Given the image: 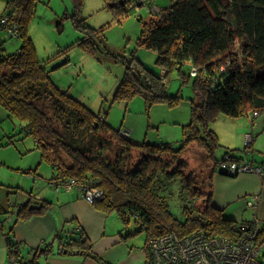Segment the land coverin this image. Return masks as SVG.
I'll list each match as a JSON object with an SVG mask.
<instances>
[{"label": "trees", "instance_id": "1", "mask_svg": "<svg viewBox=\"0 0 264 264\" xmlns=\"http://www.w3.org/2000/svg\"><path fill=\"white\" fill-rule=\"evenodd\" d=\"M83 1L71 0L75 8H80ZM113 1L108 0V5L122 4V0ZM171 1L169 7L142 25L137 39L138 46L157 54L159 72L148 69L133 55H122L125 70L112 100L139 95L148 107L161 102L174 105L180 96L167 91L168 75L175 72L182 83L191 79L196 102H190L191 116L182 125L178 146L156 140L137 143L129 132L109 126L105 115L94 113L52 83L49 71L35 56L27 32L35 0H6L5 11L0 15L14 11L11 19L18 28L16 38L20 39L14 52H5L0 45V105L9 117L24 121L23 135L32 138L40 158L51 168L49 180H55L63 189L71 183L69 190H80L83 198L79 186L97 189L101 194L91 202L97 210L104 214L114 211L123 224L132 221L136 232L145 231L142 264L154 256L148 248L151 239L170 238L171 241H159L160 246L175 245L197 229L207 237L223 235L235 239L239 235L241 221L225 216L222 208L208 202L218 161L225 154L233 161L239 160L232 150L224 151L220 158L215 156L220 144L210 124L219 114L264 119V0ZM72 21L83 33L77 45L96 57L102 39L80 20L72 17ZM183 65L187 68L183 69ZM55 113L62 122L52 120ZM192 144L204 150L211 162L207 176L209 195L206 205L199 206L202 211L180 204L182 217L178 218L169 208V183L178 181L180 190L192 200L202 198L192 181V172H184L187 161L183 156ZM32 196L20 203H10L9 199L0 203V222L8 216L27 220L43 214L48 202H37ZM4 227L0 225V229ZM74 233L76 237H68L62 249L68 254L93 256L83 232L82 237L79 232ZM9 234H5L6 240L11 239ZM5 244L8 264H12L11 257L17 260L16 264H39L22 256L20 248L14 246L17 241ZM156 255L164 256L157 250Z\"/></svg>", "mask_w": 264, "mask_h": 264}, {"label": "rangeland", "instance_id": "2", "mask_svg": "<svg viewBox=\"0 0 264 264\" xmlns=\"http://www.w3.org/2000/svg\"><path fill=\"white\" fill-rule=\"evenodd\" d=\"M5 1L0 2V13L5 11ZM171 3V0H148L145 5L135 9L131 2H126L123 6L119 3L109 6L108 0H84L80 8H75L71 0H35L27 32L37 60L49 71V78L56 87L79 99L94 113L105 115L106 123L114 129L128 130L137 143L144 140L154 143L156 140L178 146L182 139V125L187 124L191 116L190 102H196V96L190 87L191 79L182 83L175 72L168 75L167 91L171 95L180 96L178 103L174 105L161 102L148 107L139 95L128 100H112L125 70V64L120 59L122 55L126 58L133 55L148 69L159 72L155 62L157 54L138 46L137 39L142 25ZM72 17L80 20L87 30L98 33L102 39L103 43L99 46L96 57L77 45L83 33L75 28ZM19 44V38L0 32V45L5 52H14ZM186 68L187 65H183V69ZM43 102L46 104V100ZM6 113L0 105V198L8 196L11 203L15 198H26L18 192L20 189L17 186L28 193L30 190L41 192L43 186H46V180L51 177V168L40 158V151L35 148L32 138L23 135L24 121L9 117ZM52 120L62 122L57 113L52 116ZM242 121L244 123L246 118H229L219 114L211 122L210 128L215 131L220 144L215 149V156L220 158L224 151L232 150L238 159L252 160L253 163L264 162V145H260V137L264 133L257 135L254 132L248 139L242 135L246 130L239 132V123ZM6 143L8 144L4 145ZM205 154L204 150L192 144L183 156L187 161L184 172H192V181L202 198L192 200L180 190L181 184L178 181L169 183L172 192L169 208L178 218L182 217L180 204L192 205L194 209L202 211L199 206L205 203L209 195L207 176L211 162ZM36 167L38 175L34 174L37 177L34 183L32 177L26 178L27 174L23 172L35 170ZM165 184L168 187V181ZM224 184V180L217 181L212 177L211 191L214 197ZM77 191L72 188L73 193ZM15 192L19 194L15 196ZM234 208L236 211H233ZM222 212L225 216L228 213L234 214L237 219L249 218L252 213L245 208L243 198L238 199L235 205L230 204ZM104 215V234L108 239L120 241L114 248V252L116 249L120 252L118 257L112 256L109 261L103 258L104 262L101 259H97V262L122 264L128 258L129 250V264H142L145 231L136 232L137 227L132 221L123 224L114 211ZM70 234L76 237V234ZM262 240L264 243V238ZM124 249L125 255H122ZM26 250L27 248L23 249L24 255L27 254ZM46 256V252L36 253V256L33 252L28 254L30 260L37 258L39 264H44ZM82 259L87 260V257L83 256ZM262 262L264 263L263 256Z\"/></svg>", "mask_w": 264, "mask_h": 264}, {"label": "crops", "instance_id": "3", "mask_svg": "<svg viewBox=\"0 0 264 264\" xmlns=\"http://www.w3.org/2000/svg\"><path fill=\"white\" fill-rule=\"evenodd\" d=\"M2 2V0H0ZM5 5V2H4ZM5 7V6H4ZM2 12L0 13V15ZM5 34V32H3ZM6 35V34H5ZM6 111V110H5ZM7 114V113H6ZM259 119H252L249 116H242L237 118H246V121L243 123L240 122V130H246L242 135H245L248 139L251 137L254 132L259 135L264 133L263 122L264 119L262 116H259ZM249 125V126H248ZM250 131V132H248ZM255 134V135H256ZM260 145H264V136H261ZM245 162L252 166L260 167L261 174L251 173V172H240L234 177L220 175L217 171L214 172L213 176L215 180L222 181L224 180L225 184L223 187H220L217 191L215 197L209 195V201L214 207H219L227 209L230 204H236L238 199L243 198L244 204L246 197L253 195L258 196L256 201L255 210L246 207L247 210H250L251 216L249 218H235L234 214H230L231 217L241 220H248L255 216L259 223V231L261 239L264 238V162L262 163H253L252 160L239 159V162ZM38 169L26 170L23 173L27 174L26 178L32 177L34 183L37 180V177L34 174L38 175ZM20 190L18 192L24 194L26 198H15V203L24 202L28 199L29 195L35 194L33 198L35 201L45 200L48 202V208L43 214L33 215L27 220H18L14 216H8V221L5 223V227L0 229V264H8L7 262V245L5 244V234L10 233L15 241L20 244V251L25 259L28 258V254L33 252L36 256V253L46 252V260L44 264H102L101 262L94 261L93 257L101 259L103 258L109 261L112 256H119V249L114 248L120 242L117 240L108 239L104 234V213L97 210L93 204L87 202L81 195L80 190L76 193L67 191L55 182V180H46V186H43L42 191H32L29 193L24 191L21 186H17ZM60 191V192H59ZM15 192V196L19 193ZM9 199L8 196L5 198ZM5 199L0 198V203H5ZM233 211H236L235 208ZM8 215V214H7ZM4 218V217H3ZM5 219V218H4ZM77 227H81L83 234L86 236V239L91 244V252L93 256H86L82 253H73L68 254L66 249H62L65 245V240L68 237H71V234ZM77 232V231H76ZM121 235V234H119ZM52 236V239H50ZM50 239V241H48ZM54 239V240H53ZM87 242V241H86ZM24 244V247H22ZM28 246V247H27ZM24 255L23 249H26ZM42 248V249H41ZM264 246L261 249V256L264 258ZM121 250V249H120ZM25 251V250H24ZM122 255H125V249L123 250ZM263 251V252H262ZM86 256L87 260H83L82 257ZM90 258V259H88ZM144 258V253H143ZM30 260V259H29ZM37 261V258L32 259ZM130 252L128 250V258L122 261V264H129ZM100 261V260H99Z\"/></svg>", "mask_w": 264, "mask_h": 264}, {"label": "built area", "instance_id": "4", "mask_svg": "<svg viewBox=\"0 0 264 264\" xmlns=\"http://www.w3.org/2000/svg\"><path fill=\"white\" fill-rule=\"evenodd\" d=\"M147 1L133 0L132 8L138 9L145 5ZM13 14L14 11H11L9 14H4L0 17V32H5L9 37H17L18 35V28L11 19ZM253 114L256 115V113ZM217 170L231 173L254 172L261 174L262 172L260 167L252 166L243 161H233L226 154L218 161ZM71 187V183L64 185L67 191ZM78 188L84 192V199L89 203L101 194L97 189L88 188L86 185L79 186ZM257 200L258 196H250L246 200V206L255 210ZM7 219H3L0 225H5L8 221ZM238 228L240 232L235 239L223 235L207 237L200 229L195 230L188 237L184 238L183 241L176 242L175 245L167 244L160 246L161 242L159 243V241H162V243L164 241H171L170 238L151 239L148 242V248L153 251L154 256L146 261L147 257L144 264H264L261 256V249L264 243L260 237L259 223L255 213L251 219L241 220ZM73 231L79 232V236L82 237L83 231L81 227H77ZM10 237L11 239H5V241L14 240L12 235ZM14 246L20 248V244L18 243ZM156 250L164 256L159 257L156 255ZM166 250L169 251L168 255L165 254ZM11 262L12 264H16L17 260L11 257Z\"/></svg>", "mask_w": 264, "mask_h": 264}, {"label": "water", "instance_id": "5", "mask_svg": "<svg viewBox=\"0 0 264 264\" xmlns=\"http://www.w3.org/2000/svg\"><path fill=\"white\" fill-rule=\"evenodd\" d=\"M109 5H110V4H109ZM125 133H128V130H125ZM218 173H219L220 175H226V176H230V177H234V176L237 175V172H233V173H231V172H223V171H219V170H218Z\"/></svg>", "mask_w": 264, "mask_h": 264}, {"label": "flooded vegetation", "instance_id": "6", "mask_svg": "<svg viewBox=\"0 0 264 264\" xmlns=\"http://www.w3.org/2000/svg\"><path fill=\"white\" fill-rule=\"evenodd\" d=\"M113 2H115L116 3V1L114 0ZM126 2H131V5L133 4V0H122L121 1V5H125L126 4ZM112 5H114V4H112V3H110V6H112ZM206 202V201H205ZM205 205H206V203H204Z\"/></svg>", "mask_w": 264, "mask_h": 264}, {"label": "clouds", "instance_id": "7", "mask_svg": "<svg viewBox=\"0 0 264 264\" xmlns=\"http://www.w3.org/2000/svg\"><path fill=\"white\" fill-rule=\"evenodd\" d=\"M124 132H125V130H124ZM238 161H239V160H238ZM251 173H254V172H251ZM237 174H238V173H237ZM256 174H257V173H256ZM248 198H249V197H248ZM248 198H247V199H248ZM245 205H246V202H245ZM246 207H247V206H246ZM263 231H264V230H263Z\"/></svg>", "mask_w": 264, "mask_h": 264}]
</instances>
